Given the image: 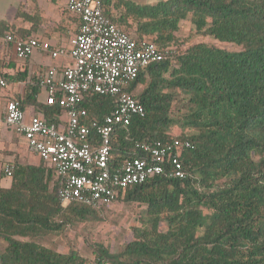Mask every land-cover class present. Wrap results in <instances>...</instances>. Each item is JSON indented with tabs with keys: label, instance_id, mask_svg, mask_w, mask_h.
Instances as JSON below:
<instances>
[{
	"label": "trees",
	"instance_id": "16d2710c",
	"mask_svg": "<svg viewBox=\"0 0 264 264\" xmlns=\"http://www.w3.org/2000/svg\"><path fill=\"white\" fill-rule=\"evenodd\" d=\"M101 3L121 9L115 17L104 9L119 26L166 50L162 60L140 70L128 87L144 114L115 128L111 164L145 157L139 144L146 141L188 139L191 146L180 150L184 177L160 174L117 189L112 200L135 202L144 210L131 226V239L119 251L98 243L90 260L264 264V0ZM185 20L195 34L237 49L204 42L180 48L178 32ZM38 90L32 78L23 99L16 100L18 105L35 102ZM115 104L114 96L91 94L79 106L87 110L88 119L101 121ZM39 107L48 122L60 121V106ZM175 126L181 130L178 134L171 131ZM57 185L44 162H15L10 185L0 186L2 264L89 261L74 250L59 252L35 240L102 218L100 205L61 203Z\"/></svg>",
	"mask_w": 264,
	"mask_h": 264
},
{
	"label": "built area",
	"instance_id": "2783aa9c",
	"mask_svg": "<svg viewBox=\"0 0 264 264\" xmlns=\"http://www.w3.org/2000/svg\"><path fill=\"white\" fill-rule=\"evenodd\" d=\"M67 9L80 20L68 49L35 36L5 38L14 45L16 58L26 59L35 49L51 57L68 54L71 65L48 68L37 79L45 92V103L62 108L58 123L39 114L24 122V111L16 100L5 105L4 122L21 133L29 150L50 167L57 178V196L70 201L101 205L109 203L118 188H127L155 175L184 177L180 150L190 147L188 139L146 141L139 144L145 157L124 158L111 164V136L118 125L143 116L144 107L128 91L140 70L165 57L166 50L151 39L138 38L108 16L101 0H66ZM0 73V86L6 85ZM91 94L111 95L116 104L101 121L88 119L80 105ZM12 177L14 165L2 167ZM0 264L1 261H0ZM81 264H107L89 260Z\"/></svg>",
	"mask_w": 264,
	"mask_h": 264
},
{
	"label": "crops",
	"instance_id": "0c3cea01",
	"mask_svg": "<svg viewBox=\"0 0 264 264\" xmlns=\"http://www.w3.org/2000/svg\"><path fill=\"white\" fill-rule=\"evenodd\" d=\"M128 1L152 4L159 0ZM103 7L109 8L113 17L118 16L121 11L120 8L105 4ZM79 23L78 16L67 9L66 0H0V73L7 82L5 86H0L1 187H8L11 183V177H7L3 172L4 164L14 165L15 162H19L39 165L43 162L35 152L28 149L22 134L4 122L7 101L23 99L26 83L32 78L37 80L48 68L52 66L61 68L73 62L68 54L51 57L48 52L39 49H35L26 59L20 60L16 58L13 43L7 41L5 36L8 33L21 38L35 36L68 49L70 39L77 31ZM39 104H45V92L40 88L35 96V102L23 104L24 122H28L35 114L42 116ZM61 118L62 116L60 120Z\"/></svg>",
	"mask_w": 264,
	"mask_h": 264
},
{
	"label": "rangeland",
	"instance_id": "374dc122",
	"mask_svg": "<svg viewBox=\"0 0 264 264\" xmlns=\"http://www.w3.org/2000/svg\"><path fill=\"white\" fill-rule=\"evenodd\" d=\"M125 29L135 33L133 29ZM178 35L181 43L180 48L192 43L204 42L230 51L237 49L232 43L220 42L208 35L195 34L190 28L188 20L181 21ZM173 46L176 48L175 45ZM140 88L141 86L139 85L137 90H140ZM171 131L174 134H178L181 130L175 126L171 128ZM143 210L144 205H139L135 202L111 200L107 204L100 205L101 220L93 223H77L68 226L59 235L49 234L35 240L59 252L74 250L80 256L90 260L94 258L92 248L98 243L103 244L113 252L119 251L131 239V226L138 223L137 217Z\"/></svg>",
	"mask_w": 264,
	"mask_h": 264
}]
</instances>
